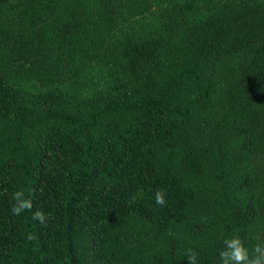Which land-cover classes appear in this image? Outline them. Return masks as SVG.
Masks as SVG:
<instances>
[{
    "label": "trees",
    "instance_id": "1",
    "mask_svg": "<svg viewBox=\"0 0 264 264\" xmlns=\"http://www.w3.org/2000/svg\"><path fill=\"white\" fill-rule=\"evenodd\" d=\"M233 235L264 241V0H0V264H220Z\"/></svg>",
    "mask_w": 264,
    "mask_h": 264
},
{
    "label": "clouds",
    "instance_id": "2",
    "mask_svg": "<svg viewBox=\"0 0 264 264\" xmlns=\"http://www.w3.org/2000/svg\"><path fill=\"white\" fill-rule=\"evenodd\" d=\"M11 199L13 201L11 213L14 216H18L25 211H31L33 208L32 200L25 198L22 190L14 191ZM155 201L162 206L166 203L163 192H156ZM33 218L40 223H45L47 216L43 211L37 209L33 213ZM32 238L31 235L28 236L29 240ZM223 245L224 247L219 252L220 264H264V241L257 242L250 251L239 235H233L225 238ZM185 255L189 264H198V253L194 250H187Z\"/></svg>",
    "mask_w": 264,
    "mask_h": 264
}]
</instances>
